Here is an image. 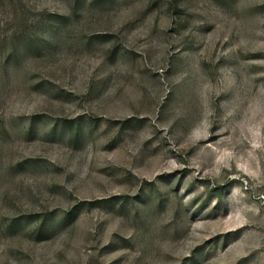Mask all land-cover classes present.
<instances>
[{"label":"rangeland","instance_id":"obj_1","mask_svg":"<svg viewBox=\"0 0 264 264\" xmlns=\"http://www.w3.org/2000/svg\"><path fill=\"white\" fill-rule=\"evenodd\" d=\"M0 264H264V0H0Z\"/></svg>","mask_w":264,"mask_h":264}]
</instances>
